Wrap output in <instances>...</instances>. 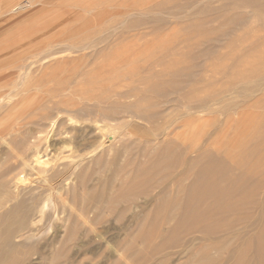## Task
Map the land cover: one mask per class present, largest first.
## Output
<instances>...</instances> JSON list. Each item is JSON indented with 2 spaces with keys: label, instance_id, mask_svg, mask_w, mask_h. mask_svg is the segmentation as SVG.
Segmentation results:
<instances>
[{
  "label": "rangeland",
  "instance_id": "1",
  "mask_svg": "<svg viewBox=\"0 0 264 264\" xmlns=\"http://www.w3.org/2000/svg\"><path fill=\"white\" fill-rule=\"evenodd\" d=\"M238 1L0 0V264H264V12Z\"/></svg>",
  "mask_w": 264,
  "mask_h": 264
},
{
  "label": "bare ground",
  "instance_id": "2",
  "mask_svg": "<svg viewBox=\"0 0 264 264\" xmlns=\"http://www.w3.org/2000/svg\"><path fill=\"white\" fill-rule=\"evenodd\" d=\"M242 1L247 2L248 4H252V6L254 5L255 7H257V8H258L257 10H256V8H255V9L253 8V10H255L257 14H259V13L261 12V14H259V15L262 16V14H263V12H264V0H241V1L239 0L238 2H239V3H240V2L243 3ZM238 2H237V3H238ZM237 3H234V5L237 4ZM259 4H261V5L258 6ZM232 5H233V4H232ZM234 5H233V6H234ZM241 5H242V4H241ZM245 5H247V4H245ZM229 7H231V6H229ZM229 7H228V8H229ZM259 10H260V11H259ZM257 14H256V15H257ZM237 18H238V17H237ZM263 18H264V16H263ZM232 19H233V18H232ZM235 19H236V18H235ZM153 65H154V64H152V66H153ZM158 66H159V65H158ZM189 70H190V69H189ZM258 71H259V70H258ZM262 71H263V70H262ZM77 72H78V71H77ZM77 72H75V73H77ZM69 73H70V72H69ZM75 73L73 72V74H75ZM255 73H256V72H255ZM255 73H254V75H255ZM257 74H258V73H256V75H257ZM113 75H114V74H113ZM156 75H157V74H156ZM77 76L79 77V73H77ZM117 76H118V75H117ZM181 76H182V75H181ZM185 76H186V75H185ZM65 77H66V76H65ZM73 77H75L76 80H77V77H76V76H73ZM110 77H111V76H110ZM110 77H109V78H110ZM114 77H116V76H113V78H114ZM120 77H121V76H120ZM107 78H108V77H107ZM252 78H253V77H252ZM58 79H59V78H58ZM71 79H74V78H72V76L70 75V76H68V77L66 78V82H70ZM190 79H191V78H190ZM253 79L255 80V77H254ZM26 80H27V79H26ZM106 80H107V79H106ZM113 80H114V79H113ZM118 80H119V79H118ZM10 81H11V80H10ZM63 81H64V80H63ZM63 81H62V82H63ZM73 81H75V79H74ZM110 81H111V78H110ZM123 81H124V80H123ZM8 82H9V80H8ZM6 83H7V82H6ZM113 83H114V82H113ZM120 83H121V82H120ZM189 83H190V81H189ZM192 83H193V82H192ZM60 84H61V83H60ZM69 84H70V83H69ZM122 84H123V83H122ZM158 84H159V83H158ZM160 84H161V83H160ZM162 84H163V83H162ZM61 85H62V84H61ZM61 85H60V86H61ZM165 85H166V84H165ZM165 85H164V86H165ZM170 85H171V84H170ZM66 86H67V84H66ZM120 86H121V85H120ZM133 87H134V86H133ZM153 87H155V86H153ZM169 87H171V86H169ZM176 87H177V86H176ZM176 87H175V84H174V85H173V88H176ZM179 87H180V86L177 87L178 89L176 88V90H178V92H179V89H180ZM181 87H182L181 89L183 90L184 87L182 86V84H181ZM61 88H62V86H61ZM63 88H64V85H63ZM112 88H113V87H112ZM117 88H118V87H117ZM157 88H158V87L153 88V91H155V90L158 91ZM163 88H165V87H163ZM171 88H172V87H171ZM173 88H172V89H173ZM159 89H160V87H159ZM190 89H191V88H190ZM65 90H66V89H65ZM151 90H152V89H151ZM160 90H161V89H160ZM164 90H165V89H164ZM166 90L169 91L170 89H169V90L166 89ZM176 90H175V91H176ZM182 90H181V91H182ZM263 90H264V89H263ZM263 90H262V91H263ZM106 91H107V90H105V92H106ZM124 91H128V90L126 89V90H124ZM134 91H136V89H134ZM149 91H150V90H149ZM170 91L173 92V93L175 92V91H172V90H170ZM191 91H192V90H191ZM193 91H194V90H193ZM257 91H258V90H257ZM131 92H133V89L130 90V93H131ZM176 92H177V91H176ZM183 92H184V91H182V93H183ZM263 92H264V91H263ZM127 93H128V92H127ZM127 93L125 94V95H127V97L131 96V95L128 96ZM130 93H129V94H130ZM134 93H135V92H134ZM153 93H154V92H153ZM164 93H165V92H164ZM167 93H169V92H167ZM99 94H100V93H99ZM115 94H116V93H115ZM118 94H119V93H118ZM121 94H122V93H121ZM165 94H166V93H165ZM217 94H218V93H217ZM250 94H251V93H250ZM95 95H97V94H95ZM116 95H117V94H116ZM134 95H136V94H134ZM140 95H141V93H140ZM184 95H185V99H184V98H183V99H184V101H185V100L187 101V102L185 101L186 104L184 105V107L188 104V106H186V107H187V109H189V107L191 106V105L189 106V104H190L191 102L193 103V101H192V99L189 97V95H187V93H186V94L184 93ZM101 96H102V95H101ZM154 96H155V95H154ZM159 96H161V95L159 94ZM187 96H188V97H187ZM209 96H210V95H209ZM211 96H212V95H211ZM61 97H62V96H61ZM122 97H123V94H122ZM124 97H125V96H124ZM139 97H140V96H139ZM157 97H158V96H157ZM161 97H163V96H161ZM164 97H165V96H164ZM192 97H193V96H192ZM108 98H109V97H108ZM110 98H111V97H110ZM115 98H116V97H115ZM118 98H119V97H118ZM16 99H17V98H16ZM94 99H95V98H94ZM94 99H92V100H94ZM99 99H100V97H99ZM102 99H103V98H102ZM106 99H107V96H106ZM143 99H144V98H143ZM166 99H167V98H166ZM170 99H171V98H170ZM190 99H191V102L188 101V100H190ZM209 99H210V98H209ZM18 100H19V99H18ZM70 100H71V99H70ZM136 100H138V99H136ZM158 100H159V99H158ZM168 100H169V99H168ZM193 100H195V99H193ZM197 100H198V99H197ZM212 100H213V99H212ZM13 101H14V100H13ZM161 101H162V100H161ZM179 101H180V100H179ZM182 101H183V100H182ZM19 102H20V101H18V103H19ZM116 102H117V101H116ZM134 102H135V101H134ZM134 102H133V104H134ZM174 102H175V101H174ZM196 102H197V101H196ZM44 103H45V102H44ZM80 103H82V102H80ZM87 103H88V102H87ZM97 103H98V102H97ZM118 103H119V102H118ZM136 103H137V102H136ZM136 103H135V104H136ZM153 103H154V105H155L156 102H153ZM182 103H183V102H182ZM192 103H191V104H192ZM206 103H207V102H206ZM206 103H205V105H206ZM12 104H16L15 101H14V103L12 102ZM12 104L10 103V105H12ZM65 104H66V103H65ZM93 104H94L93 109L88 108L87 111L85 110V111H86V114H88V115H93L94 112H97V111L99 112V111H101V110H99V108H98V105L100 106V104H98V105H96V103H93ZM108 104H110V103H108ZM123 104H124V103H123ZM128 104H129V102H128ZM128 104H127V105H128ZM131 104H132V102H131ZM131 104H130V105H131ZM140 104H141V103H140ZM145 104H146V103H145ZM157 104H158V102H157ZM194 104H195V101H194ZM90 105H91V104H90ZM95 105H96L97 108H98V109L96 108L97 111H94V110H96V109H95ZM101 105H102V104H101ZM124 105H125V104H124ZM138 105H139V103H138ZM138 105H137V106H138ZM147 105H149V103H148ZM177 105H178V102H177V104H175V106H177ZM179 105H182V104H179ZM51 106H52V105H51ZM60 106H62V105H60ZM65 106H66V105H65ZM65 106H64V107H65ZM87 106H88V105H87ZM113 106H114V105H113ZM137 106H135V107L133 106V108L136 110V112L139 113L140 116L143 115L142 117H145V118H146V117H149V121H150L151 117H152V118H155V116L153 117V114H152L151 116H149V115H147V114H144V110H141V109H143V108H141L142 105L139 106V107H137ZM143 106H145V105H143ZM161 106H162V105H161ZM169 106H170V105H169ZM56 107H57V106H56ZM100 107H102V106H100ZM108 107H109V108H108ZM118 107H121V106L119 105ZM123 107H124V106H123ZM136 107H137V108H136ZM147 107H148V106H147ZM167 107H168V106H167ZM171 107H172V106H171ZM171 107H169V108H171ZM173 107H174V106H173ZM173 107H172V108H173ZM193 107H194V106H192L191 108H193ZM205 107H206V106H205ZM49 108H50V107H49ZM54 108H55V107H54ZM77 108H78V106H77ZM91 108H92V107H91ZM107 108H108V110H109V109H110V106H107ZM107 108H106V109H107ZM111 108H112V105H111ZM114 108H115V106H114L111 110H114ZM148 108H149V107H148ZM172 108H171V109H172ZM196 108H197V107H196ZM34 109H35V108H34ZM38 109H39V108H38ZM102 109H103L102 111L104 112V108H102ZM123 109H125V107H124ZM127 109H128V108H127ZM134 109H132V110H134ZM144 109H145V108H144ZM149 109H150V108H149ZM149 109H147V110H149ZM162 109H164V107H163ZM162 109H161V112H163ZM173 109H174V108H173ZM187 109H186V110H187ZM210 109H211V108H210ZM222 109H223V107H222ZM73 110H74V109H73ZM80 110L83 111V108L80 109ZM111 110H109V111H111ZM116 110H117V109H116ZM116 110H115V112H114L115 114L118 113V110H117V111H116ZM119 110H120V109H119ZM147 110L145 109V112H146ZM164 110H165V109H164ZM169 110H170V109H169ZM199 110H200V109H199ZM217 110H218V109H217ZM65 111H66V109H65ZM70 111H71V110H70ZM102 111H101V112H102ZM122 111H124V110H121L120 112H122ZM141 111H142V112H141ZM153 111H154V110H153ZM166 111H167V110H166ZM166 111H165V113L168 112V111H167V112H166ZM171 111H172V110H171ZM171 111H170V112H171ZM200 111H201V110H200ZM68 112H69V111H68ZM74 112H75V111H74ZM79 112H80V111H79ZM83 112H84V111H83ZM83 112H81V113H83ZM101 112H99V113H101ZM116 112H117V113H116ZM124 112H129V109H128V111H124ZM132 112H133V111H132ZM134 112H135V111H134ZM134 112H133V113H134ZM148 112H149V111H148ZM108 113H109V112H108ZM110 113H111V112H110ZM110 113H109V114H110ZM130 113H131V110H130ZM133 113H132V114H133ZM184 113H186V112H184ZM190 113H192V112H190ZM4 114H5V113H4ZM32 114H33V113H32ZM103 114H104V113H102V115H103ZM106 114H107V112H106ZM135 114H137V113H135ZM135 114H134V116H135ZM157 114H158V113H157ZM160 114H161V113H160ZM167 114H168V113H167ZM187 114H188V113H187ZM226 114H227V113H226ZM2 115H3V114H2ZM84 115H85V114H84ZM95 115H98V114L95 113ZM110 115H114V114H110ZM180 115H181V114H180ZM93 116H94V115H93ZM99 116H100V115H99ZM136 116H138V115H136ZM140 116L137 117V118H140ZM156 116H157V115H156ZM159 116H160V115H159ZM164 116H165V115H164ZM164 116H163V117H164ZM84 117H85V116H84ZM86 117H87V116H86ZM97 117H98V116H97ZM103 117H104V119H105V118H106V119H109V117H108L107 115H105V116L103 115ZM112 117H113V116H112ZM112 117H111V120H112ZM88 118H90V117H88ZM113 118H114V117H113ZM145 118H143V119H145ZM160 118H161V117H160ZM94 119H95V118H94ZM167 119H168V118H167ZM174 119H175V118H174ZM113 120H114V119H113ZM115 120H117V119H115ZM151 120H152V119H151ZM172 120H173V119H172ZM29 122H30V121H29ZM170 123H171V122H170ZM151 124H152V123H151ZM162 124H164V123H162ZM110 125H111V124H110ZM166 125H167V124H166ZM166 125H165V126H166ZM103 126H104V125H103ZM168 126H169V123H168ZM166 127H167V126H166ZM164 128H165V127H164ZM97 129H98V127H97ZM152 130H153V129H152ZM162 130H164V129H162ZM162 130H161V131H162ZM168 130H169V129H168ZM168 130H167L166 132L162 131V133L164 132V133H165L164 135H167V134L169 133ZM99 131H101L102 133H104V131H102L101 126H99ZM186 132L189 133V130H186ZM102 133H101V134H102ZM112 133H113V132H112ZM160 133H161V132H160ZM170 133H171V132H170ZM102 135L104 136V134H102ZM102 135H101V136H102ZM154 135L156 136L157 133H155ZM109 136H112V135L110 134ZM102 138H103V137H102ZM88 139H89V138H88ZM103 139H104V138H103ZM83 140H84V139H83ZM86 141H87V140H86ZM89 141H91V140H89ZM93 141H94V140H93ZM172 141H173V140H172ZM186 141H187V140H186ZM186 141H185V142H186ZM91 142H92V141H91ZM150 142H151V141H150ZM83 143H84V142H83ZM103 144H105L104 141H101V140L98 141V143L95 145V147L93 148V150L100 148L101 146H103ZM189 144H190V143H189ZM125 146H126V145H125ZM111 148H114V147L111 146ZM111 148H110V149H111ZM127 148H128V146H127ZM165 148H166L167 151H165L164 153L158 154V156H157V158H156L157 161L155 160L157 163H159V167H158L159 169L162 168V167L164 168V167L168 166L169 164H170V165H171V164H176V161H180L178 156H177V157H178V159H177L176 156L171 155V150H172V148H173L171 144H170V145L168 144L167 146H165ZM184 148H186V146H184ZM187 148H188V147H187ZM33 149H34V148H33ZM105 149H106V148H105ZM123 149H124V148H123ZM113 150H114V149H113ZM37 151H38V150H37ZM37 151H36V152H37ZM98 151H99V150H98ZM108 151H109V149H108ZM122 151H123V150H122ZM36 152H35V153H36ZM32 153H34V150H33ZM17 154H18V153H17ZM17 154H16V155H17ZM43 154H44V153H43ZM102 154H103V153H102ZM16 155H15V156H16ZM32 155H33V154H32ZM35 155H36V156H34L35 158L32 159V162H31L32 164H31L30 162L27 163L26 161L23 160L24 158L22 159V157H21L22 161L20 162V160H19V162L21 163L20 166H22V165H23L24 167L27 166V167H29V170H34V169L36 170V169H37L36 166H39V165H40V166H41V165L44 166V165L47 164V161H48V160L45 161L44 159H42V155L40 156L38 152H37V154H35ZM109 155H110V154H109ZM15 156H14V157H15ZM19 156H20V154H18V157H19ZM45 156L47 157L46 154H45ZM31 157H32V156H31ZM67 157H68V156H67ZM69 157H71V156H69ZM104 158H105V156H104ZM107 158H108V157H107ZM19 159H20V158H19ZM105 159H106V158H105ZM105 159H104V160H105ZM28 160H29V159H28ZM28 160H27V161H28ZM97 160H98V159H97ZM112 160H113V159H112ZM117 160H118V159H117ZM98 161H99V160H98ZM155 161H154V162H155ZM100 162H101V161H100ZM174 162H175V163H174ZM9 164H10V163H9ZM14 165H15V164H14ZM156 165H157V164H156ZM160 165H161V167H160ZM207 165H208V164H207ZM12 166H13V164H12ZM153 166H154V164H153ZM13 167H14V166H13ZM13 167H12V168H13ZM203 167H204V166H203ZM203 167H201V168L203 169ZM206 168H207V167H205V169H206ZM42 169L44 170V167H43ZM117 169L119 170V168H117ZM37 170H38V171H41L40 169H37ZM120 170H121V169H120ZM120 170H119V171H120ZM207 170H208V169H207ZM38 171H37V172H38ZM138 171H139V170H138ZM140 171H141V170H140ZM199 171H201V169H200ZM53 172H54V171H53ZM55 172H56V171H55ZM142 172H143V171H142ZM201 172H202V171H201ZM213 172H214V170H213ZM45 173H46V171H45ZM139 173H140V172H139ZM216 173H217V172H216ZM56 174H57V173H56ZM58 174H59V173H58ZM60 174H61V173H60ZM60 174H59V175H60ZM140 174H141V173H140ZM144 174H145V173H144ZM202 174H205V173H202ZM202 174H201V175H202ZM47 175H48V174H47ZM52 175H53V174H52ZM54 175H55V174H54ZM59 175H58V176H59ZM0 176H1V175H0ZM143 176H144V175H143ZM216 176H217V175H216ZM54 177H55V176H54ZM141 177H142V176H141ZM202 177H204V175H202ZM44 178H45V177H44ZM44 178H43V179L41 178V179L43 180V181H42V182H43L42 184H43L44 186H46L45 188H47V189H44V190H49V192L52 193L51 190L54 189L53 184H51V182H50V184L47 183V182H49V179H48V178H45V179H44ZM146 178H147V177H146ZM10 179H12V178H10ZM12 180H13V179H12ZM17 180H19V181H17ZM17 180L12 181V182H14V183L17 182L18 185H19V182H22L24 179H22V176H21V177H19ZM50 180L52 181V177L50 178ZM205 181H206V180H205ZM14 183H13V185L16 186L17 183H16V185H15ZM143 183H145V182H143ZM10 184H11V183H10L9 181H7V180L0 181V190H2L3 188H4V189L6 188V189H7V190H6V195H7L8 191H9V194H10V192H11V190H10ZM145 184H146V183H145ZM139 185H140V183H139ZM11 187H13V186H11ZM202 187H203V186H202ZM15 188H16V187H15ZM42 188H43V187H42ZM206 188H208V186H207ZM74 190H75V189H74ZM212 191H213V190H212ZM58 192H59V191H57L56 194L60 197L61 195L58 194ZM77 192H78V191H77ZM11 193H12V192H11ZM50 193L48 194L49 196H50ZM192 193H193L192 189H188L187 192H186V194H185V195H186V198H185V201H184L185 204L182 205V209L184 208V210H183V212H182L183 214H182V218H181L183 222H185L184 220L189 221L190 219H192L191 216L188 215V214H189V213H188L189 210H191V208H189V207L191 206L190 202H191L192 199H194V198H193L194 196H192ZM212 193H213V192H212ZM39 194H40V193H39ZM128 194H129V193H128ZM208 194H210V193H208ZM216 194H217V193H216ZM222 194H223V193H222ZM0 195H2V194L0 193ZM6 195H5V196H6ZM51 195H52V194H51ZM196 195H197V194H196ZM218 195H219V194H218ZM9 196H10V195H9ZM125 196H127V194H126ZM219 196H220V195H219ZM93 197H94V196H93ZM93 197H91V198H93ZM127 197H130V196H127ZM132 197H133V196H132ZM132 197H130V198H132ZM197 197H198V196H197ZM3 198H4V196H3ZM7 198H8V197H7ZM88 198H89V197H88ZM198 198H200V197H198ZM206 198H207V197H206ZM206 198H205V199H206ZM88 200H89V199H88ZM110 200H111V199H110ZM110 200H109V201H110ZM112 200H114V199H112ZM186 200H187L188 202H187ZM196 200H197V199H196ZM5 201H6V200H5ZM7 201H8V200H7ZM62 201H63V200H62ZM2 202H3L2 197H0V206L2 205ZM62 203H63V202H62ZM181 203H182V202H181ZM63 204H64V203H63ZM63 204H62V205H63ZM89 204H90V202H89ZM174 204H175V203H174ZM178 204H179V203H178ZM226 204H227V203H226ZM62 205H61V207H62ZM109 205H110V204H109ZM215 205H216V204H215ZM45 206H47L46 203L43 205V207H41V209H40V213H42V212L44 211V207H45ZM205 206H206V205H205ZM205 206H204V207H205ZM100 208H101V207H100ZM160 208L163 209V206L160 207ZM160 208H159V209H160ZM164 208H165V207H164ZM176 208H177V207H176ZM14 210H16V209H14ZM160 210H161V209H160ZM163 210H164V209H163ZM260 212H261V211H260ZM6 216H7V215H6ZM8 216H10V215H8ZM77 216H78V215H77ZM81 216H82V215H81ZM41 217H42V216H41ZM4 218H5V217H4ZM76 218H77V217H76ZM193 218H194V217H193ZM208 218H209V217H208ZM210 218H211V216H210ZM196 219H198V218H196ZM196 219H195V220H196ZM247 219H248V218H247ZM7 220H8V219H7ZM140 221H141V220H140ZM140 221H138V222H140ZM182 221H181V222H182ZM254 221H255V220H254ZM200 222H201V221H200ZM255 222H256V221H255ZM10 223H11V222H9L8 225H6V228H4V229H5V230H4V233H3L2 236L0 237V241H1L2 243H6V246L4 247V249H3L1 252H2V253L5 252L7 255H8L9 253L12 254V253L16 250V247H15L14 244H13L14 246L12 245V243L8 244V241H9L8 239H9V237L12 236V235L14 234V232L11 230L14 226H13L12 228H10ZM142 223H144V222H142ZM251 223H252V222H251ZM139 224H141V223H139ZM183 224H184V223H183ZM199 224H200V223H199ZM13 225H14V224H13ZM16 225H18V223H17ZM23 226H24L23 222H22V223L19 222V225H18V231H17L16 233L21 232V230H25V229H23ZM14 228H15V227H14ZM257 229H258V228H257ZM198 230H199V229H198ZM200 230H201V229H200ZM257 231H259V230H257ZM207 232H208V231H207ZM205 233H206V232H205ZM212 234H213V233H212ZM260 235H261V236H259L258 238L256 237L257 240H256V243H255V245H254L256 250H254V251L256 252L257 255H260L259 261H260V263H261V262H262V258H264V257H263V256H264V234H263V232H261ZM142 237H143V236H142ZM224 238H225V237H224ZM256 238H255V239H256ZM214 243H216V242H214ZM204 248H205V247H204ZM14 249H15V250H14ZM201 249H202V248H201ZM217 251H218V250H217ZM15 252H16V251H15ZM197 253H199V252H197ZM219 253H220V252H219ZM12 255H13L14 257H18V256L15 255V253L12 254ZM204 255H205V254H204ZM257 255H256V256H257ZM1 256H2V255H1ZM9 256H10V255H9ZM261 256H262V258H261ZM11 257H12V256H11ZM254 257H255V256H254ZM202 258H203V257H202ZM9 259H10V258H9ZM12 259H13V258H12ZM10 260H11V259H10ZM202 260H203V259H202ZM263 260H264V259H263ZM13 261H14V260H13ZM6 263H7V262H6ZM1 264H3V263H1ZM8 264H9V263H8ZM230 264H231V263H230Z\"/></svg>",
  "mask_w": 264,
  "mask_h": 264
}]
</instances>
